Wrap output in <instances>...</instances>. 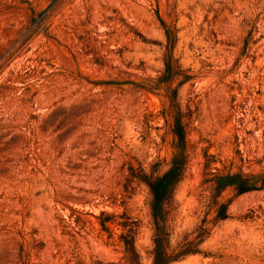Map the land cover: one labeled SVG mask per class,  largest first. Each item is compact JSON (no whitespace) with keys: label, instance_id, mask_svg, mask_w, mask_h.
<instances>
[{"label":"rangeland","instance_id":"rangeland-1","mask_svg":"<svg viewBox=\"0 0 264 264\" xmlns=\"http://www.w3.org/2000/svg\"><path fill=\"white\" fill-rule=\"evenodd\" d=\"M0 264H264V0H0Z\"/></svg>","mask_w":264,"mask_h":264},{"label":"trees","instance_id":"trees-1","mask_svg":"<svg viewBox=\"0 0 264 264\" xmlns=\"http://www.w3.org/2000/svg\"><path fill=\"white\" fill-rule=\"evenodd\" d=\"M166 178H167V175L163 179H161L160 181H158V183L156 184V186L153 188V193H154L156 199H158V200H160V192H159V189L162 186L163 182L166 180Z\"/></svg>","mask_w":264,"mask_h":264}]
</instances>
